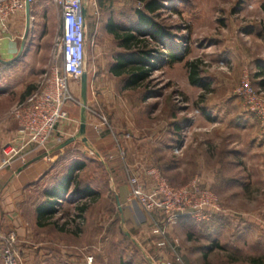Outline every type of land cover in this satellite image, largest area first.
<instances>
[{
  "label": "rangeland",
  "instance_id": "obj_1",
  "mask_svg": "<svg viewBox=\"0 0 264 264\" xmlns=\"http://www.w3.org/2000/svg\"><path fill=\"white\" fill-rule=\"evenodd\" d=\"M82 1L88 8L85 73L90 81L96 77L115 81L114 94L129 110L125 114L128 125L112 124L108 119L118 159L112 161L107 153L101 154L110 167H104L96 155L78 151L86 159V168L78 177L95 194L59 202L56 213L40 228L43 238L55 246L50 244L45 257L36 264H68L55 261L54 255H65L70 249L73 264H119L134 251L129 240H123L125 229L118 208L126 211L128 188H119L118 205V167L112 165L117 161L125 167L122 170L127 181L134 157L127 153L126 142L141 148L144 159L148 157L172 185L199 178L218 196L221 212L215 216L216 224L208 232L203 228L208 225H198V231L189 237L193 249L203 256L192 264H249L251 259L264 264V152L257 150L254 122H246L251 114L238 93L246 74L253 89L259 91L253 86L251 59L257 55L258 37L264 34V0H156L159 6L154 13L145 9L151 0H101V5L98 0ZM49 4L52 20L59 26L60 13ZM136 11L155 23L154 30L142 27L143 32L137 34L141 47L153 51L155 58L148 78L122 91L120 80L113 79L108 68L123 50L105 25L113 21L119 35H123L119 29L124 27L135 30L139 27ZM41 23L34 18L28 28L34 30V25ZM157 29L169 37L153 38ZM23 31L22 27L19 43ZM59 32L54 30L45 39L28 37L22 51L6 66L0 65V94H19V101L29 87L35 88L41 75L61 65V58L53 51ZM170 48L181 60H169ZM189 63L197 66L196 77L203 86L189 83ZM73 83L77 86L79 82ZM250 145L255 148L252 152ZM119 147L125 152L124 158ZM82 205L87 209L80 213L77 209ZM186 227L183 237L192 228Z\"/></svg>",
  "mask_w": 264,
  "mask_h": 264
},
{
  "label": "crops",
  "instance_id": "obj_2",
  "mask_svg": "<svg viewBox=\"0 0 264 264\" xmlns=\"http://www.w3.org/2000/svg\"><path fill=\"white\" fill-rule=\"evenodd\" d=\"M49 3L51 2H38L30 8L29 15H32L35 20L37 19V22L38 19L42 20L41 25H34V30L29 29L27 26L26 10L8 18L5 27L0 25V65L6 66L12 60L14 54H19L28 37L39 36L41 39H45L50 37L54 30H60V24L56 26L52 20L53 9ZM261 14L264 15V12L262 11ZM22 27L24 31L21 34L22 41L19 43L18 38ZM29 30H31L30 33ZM258 42L259 45H256L255 48L257 55L251 59L254 62V65L251 66L253 68L251 78L254 83L253 86L264 92V34L258 37ZM70 89L74 97L79 100V104H71L66 107L67 119L60 122L57 130L59 141L52 138L45 149L34 150L32 147H27L7 164L3 163L2 149L11 142L17 131V124L10 116V110L21 96L19 94H0V235L5 236L9 233L16 235L18 242L15 251L20 264L38 263L40 259L45 257L44 252L49 251L46 250L49 245L55 246V244L49 242L50 240L43 238L42 233H40L41 226L46 224L53 215L49 216L42 212L38 214L37 212V204L46 199L42 194L43 190L55 180V175L61 167L55 166L53 168L54 163L61 157H65L67 160H75L79 156L81 157L78 151H82L85 155L84 152L88 148L101 160L100 162L104 167H110V164L103 160L101 153H107L106 155H109L107 159L115 161L118 159L116 146L113 144V140L110 139L112 137L111 127L109 128L110 131L103 129L104 127L101 126L98 115H104L101 111L103 110L107 113V119H110V123L120 122L122 125H128V118L125 114L129 110L124 100L114 94V80L96 77L90 81L86 74L84 97L81 95V82L77 86L71 83ZM97 108L100 111H94ZM246 122H250V124L254 122L257 142L255 144L258 145L257 150L263 153L264 135L259 133L257 120L250 115L249 120ZM81 123H84V135L79 134ZM99 126L101 130L96 129ZM84 138L86 143L83 142ZM69 139L74 140L65 147L60 148ZM125 146L128 150L127 153L131 152L134 157V159L130 158L132 161L130 163L131 170L143 178L145 170L153 167L149 163L148 157L144 159L143 156L146 155L136 144L126 142ZM254 146L250 145L251 152L255 149ZM113 164L118 167L117 171L114 169L118 175L115 187L118 204L119 188L126 186L129 195V187L128 180H124L122 169L125 167H121V164L117 161ZM201 182L211 188L203 180ZM71 189L72 187L69 191ZM118 208L125 229L123 234L129 240L132 249H134L129 255L131 264H140L143 261L147 264H153L158 259L173 264H192L203 257L191 246L193 241L189 237L193 233L191 231L185 232L183 237V231L187 230L186 226L190 224L189 221L179 220L173 226L168 227L165 230L166 234L162 236L159 233V230L162 229L159 218L155 215L148 216L142 213L135 204L128 202V196L125 203L126 211L123 212L120 207ZM175 241H177V244L174 243ZM71 250L65 255L58 253V257L59 254L61 256V258H58L61 260L60 262L65 261L68 264H73L71 262L75 261V257L72 255L73 251ZM0 264H2L1 243Z\"/></svg>",
  "mask_w": 264,
  "mask_h": 264
},
{
  "label": "built area",
  "instance_id": "obj_3",
  "mask_svg": "<svg viewBox=\"0 0 264 264\" xmlns=\"http://www.w3.org/2000/svg\"><path fill=\"white\" fill-rule=\"evenodd\" d=\"M42 1L51 2L60 13V32L54 37L53 51L61 58V65L41 75L35 88L12 106L10 116L17 124V131L11 142L2 149L4 164L12 161L27 147L45 149L52 138L59 141L57 130L60 122L67 119L66 107L79 104L71 92L70 84L80 82L82 75L86 74L84 61L88 8L82 0H0V25L5 27L8 18L25 11L26 6L32 8ZM92 5L96 7L95 2ZM33 19L30 15V21ZM238 93L243 97L248 113L257 120L259 133L264 135V92L255 91L246 74ZM98 116L103 129H109L107 117L103 114ZM96 129L101 130L100 126ZM86 151L94 154L88 148ZM119 153L121 158L125 157L120 147ZM128 187V202L135 204L145 215L159 218L162 228L159 233L162 236L168 227L181 219L203 223L221 212L218 196L203 185L199 178L174 186L158 169L151 167L145 170L143 178L131 170ZM17 242L13 233L0 235L2 264H20L15 251ZM174 243L177 244V241ZM87 260L91 263V258ZM153 264L173 263L158 259Z\"/></svg>",
  "mask_w": 264,
  "mask_h": 264
},
{
  "label": "trees",
  "instance_id": "obj_4",
  "mask_svg": "<svg viewBox=\"0 0 264 264\" xmlns=\"http://www.w3.org/2000/svg\"><path fill=\"white\" fill-rule=\"evenodd\" d=\"M98 5H101V0H98ZM158 6V1L151 0L146 3L145 9L149 13H154L156 10H158ZM262 9L264 12V5L262 6ZM135 18L137 24H139V27H136L135 30L127 27L119 29V31H121L123 35L118 34V26L113 23V21L110 20L105 25V30L107 31V33L112 35L114 39L118 41L119 48L123 50L122 53H119L115 56V59L108 68L109 74L112 77L120 80V88L122 91H128L135 87L137 84L145 81L148 78L149 73L152 71V69L150 68L151 66H153L151 65V60H154L155 58L154 55H152L153 51L141 47V43L138 37V35L143 32L142 27L152 28V30H154L156 27L155 23L150 17H148V15H146L142 11H136ZM153 35V38L156 36H158V38H165L166 36L167 38L169 37V35L159 29H157L155 33H153ZM170 51L172 52V55H170L169 57V60H171V62H178L179 60H181V57L173 48H170ZM187 70L189 83L191 85L203 86L201 84V81L196 77L197 66L194 63H189L187 65ZM31 88L32 87H29L28 90ZM28 90L27 93L25 92L26 94L29 93ZM176 129H179V127H177ZM85 160L86 159L82 157H78L75 160H67L65 159V157H61L54 163L53 168H55V166L61 167L55 175V180H53L51 185L46 187V189H44L42 192L46 199L43 202L37 204L38 214L42 212L43 214L49 216L54 215L56 213L59 202L66 200V198L76 197L83 199L95 194V191H93L91 186L83 181L82 178L79 179V177L77 176L80 171L85 169ZM71 187L72 189L71 191H69ZM86 209L87 207L85 205H82L77 210L82 213ZM215 219L216 217H213L210 221L203 223H195L187 218H184L183 221H189L190 224L188 226L191 225L192 228L190 229L193 233L195 230L198 231V229H195L198 225H208V227H203L204 230L208 232V228L216 224L217 221ZM123 240L128 241L127 237H124ZM129 257L130 256L127 255L126 260L122 257L119 261V264H131ZM54 258L55 261L56 259L59 260L58 255H54ZM249 264H263V262L259 259H251L249 261Z\"/></svg>",
  "mask_w": 264,
  "mask_h": 264
},
{
  "label": "water",
  "instance_id": "obj_5",
  "mask_svg": "<svg viewBox=\"0 0 264 264\" xmlns=\"http://www.w3.org/2000/svg\"><path fill=\"white\" fill-rule=\"evenodd\" d=\"M29 11H30V8L29 6H26V13H27V26H29V21H30V15H29ZM82 14L84 15L85 12L83 10ZM81 95L82 97H84L85 95V89H86V74H83L82 77H81ZM79 134L80 135H84V123H81L80 125V129H79ZM74 139H69L67 140L66 142H64L60 148L62 147H65L66 145L70 144L71 142H73ZM83 142L86 143V140L85 138L83 139Z\"/></svg>",
  "mask_w": 264,
  "mask_h": 264
}]
</instances>
